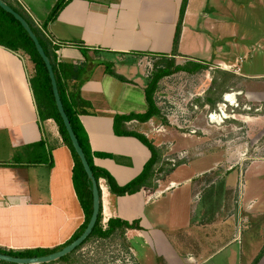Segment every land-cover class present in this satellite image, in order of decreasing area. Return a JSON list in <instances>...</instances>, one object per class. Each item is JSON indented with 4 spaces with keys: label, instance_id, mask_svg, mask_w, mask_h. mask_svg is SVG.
I'll use <instances>...</instances> for the list:
<instances>
[{
    "label": "crops",
    "instance_id": "obj_1",
    "mask_svg": "<svg viewBox=\"0 0 264 264\" xmlns=\"http://www.w3.org/2000/svg\"><path fill=\"white\" fill-rule=\"evenodd\" d=\"M5 1L22 8L35 24H42L51 37L63 43L56 47L55 53L58 61L69 66L67 74L71 83H82L74 108L89 139L94 163L107 170L119 186L128 184L143 172L152 157L151 149L137 136L140 134L158 149L159 161L154 166L158 170L163 147L175 149L174 141L163 139V134L156 129V117L148 121L123 118L143 115L148 110L146 89L150 80L139 59L209 65L212 59L209 37L216 30L211 19L223 17L221 14L213 16L217 0H188L177 43L184 0H69L49 23L46 20L59 0ZM236 3H240L241 10L247 7L244 2L229 0L223 10ZM256 5L264 9V0H251L249 7ZM262 16L264 18V10ZM225 48H214L215 56L226 54L218 64H234L240 89L258 101L262 110L264 31L255 43L237 41ZM237 50L240 51L238 56L234 54ZM246 60H249L247 64ZM30 63L33 64L28 56L0 45V249L14 252L61 246L72 239L85 222L73 181L74 154L57 122L52 118L42 120L39 116L30 84ZM259 112L256 117H249L251 121L247 125L252 132L261 129L260 139H263L264 112ZM256 151L258 148L250 155L251 160L248 153L224 155L228 161L240 162L247 158L251 165L264 161V155ZM234 155L237 159H232ZM248 168L249 165L239 167L238 187L232 190L234 205L223 200L215 209L205 200L207 189L211 187L206 184L210 170L196 172L193 178L185 180L184 183L192 184L193 196L188 200L183 198L177 212L179 216L188 207L191 219L185 224L186 232H181L183 224L176 229L177 221L172 216L174 202L169 199L163 202L166 194L180 184L171 179V174L167 181H174L176 185L160 196L155 192L159 190L155 185L156 176L139 191L125 195L111 192L105 179L101 201L103 219L139 221V229H126L128 240H143L157 251L165 264H202L243 238L239 233L245 225L243 211L251 213L252 220L264 217V195L258 197L254 191L248 203L245 199L247 186L241 177ZM252 174L253 179L264 177V171ZM219 194H223L224 199L227 195L225 191ZM232 219L238 230H233L232 235L229 233L231 238H228ZM219 241L224 244L215 247L214 243ZM183 243L191 246L182 250ZM229 254L236 255V250ZM257 264H264V253Z\"/></svg>",
    "mask_w": 264,
    "mask_h": 264
},
{
    "label": "rangeland",
    "instance_id": "obj_2",
    "mask_svg": "<svg viewBox=\"0 0 264 264\" xmlns=\"http://www.w3.org/2000/svg\"><path fill=\"white\" fill-rule=\"evenodd\" d=\"M231 1L236 2V0ZM240 1L247 5L245 10H241L238 7L240 3H236L232 6L228 5L229 8L224 11L225 3H229V0H217L215 2L216 14L212 11L214 13L213 16L221 14L223 17L211 19V24H215L216 30L209 37L212 44V59L207 68L195 74L177 71L167 75L159 81L155 92V103L160 113L157 117L156 128L162 129L164 127L161 131L163 139L166 141L172 139L175 143V149H171L170 152L168 151L169 155L176 156L180 150L189 151L187 153L188 158L180 161L177 167L173 168L167 160L168 156L166 158L163 157L165 152H167L165 150L166 146L163 147L164 152H162L160 166L155 173V185L159 190H164L171 183L167 181L168 174H171L172 180L180 183L173 192L167 191V196L164 197L166 199L163 202H166L168 199V201L174 202L175 210H173L172 216L173 220L176 219L175 221H177V225H175L176 229H178L177 226L183 224L184 229H181V232H186L187 227L185 224L189 223L191 218L188 207L184 210L185 212L181 211L179 216L177 208L182 206L183 198H187L188 200V197L191 195L190 189L192 184L184 182L194 176L196 172L202 170L211 171L206 180V184H209L211 187L209 190L207 189L205 200L210 201L212 203L210 205L211 207L213 205L214 209L217 208V203L223 200L228 205H234L232 190L238 187L239 167L241 165L243 167L249 165L245 176L241 177V181L245 180V186H247L245 190L246 202L248 203L255 193L261 198L264 195V177L261 176L254 179L250 177L254 171H264V161L254 162L250 165V161L246 160L247 158L240 162L239 160L228 161L224 155L229 152L236 153L238 156L248 153L249 155L247 156L251 160L250 155L254 154L256 148H258V151L255 152L256 154L264 155V138L260 139L261 129H256L252 132L247 125L251 121L249 117H256V114L261 110L260 103L255 101L254 98L248 97L244 93L245 91L240 89V82H238L235 76L236 67H234V64H232L233 67L228 71H224L221 68L222 65L218 64L219 60H224L223 56L226 54L221 56L220 54L219 56L214 55L215 49L219 50L225 46L226 50L229 48V45H234L237 41L242 44L255 43L260 39L262 30L264 31V18L262 16V10L264 9L261 5L251 8L249 7L251 0H237V2ZM221 4L224 6L221 7ZM200 21H203V19L200 18ZM234 54L238 56L240 51L237 50ZM139 60L142 67H144L145 75L151 81L153 73L157 69L156 64L160 63L161 60L154 58ZM248 62L249 60H246L245 64ZM178 63L179 65L187 64L185 61L179 60ZM29 68L30 73L33 75L34 65L30 63ZM235 91H242V94L238 96V106L227 105L226 113L230 117L225 119V122L221 124L210 123L206 116L207 113L214 110L219 111V104L225 102V94ZM39 98L42 99V96ZM208 99H211V102ZM214 101L216 102L213 105ZM261 112H264V108L259 113ZM192 130H196V132L192 133ZM192 136L196 137L191 138ZM197 139L201 140L197 141ZM252 143L254 146H252ZM237 155H234L232 159H237ZM225 175L227 178L224 177ZM159 179L161 180L160 182L158 181ZM257 179L259 182L256 181ZM221 191L226 192L225 199L223 198V194L220 196L219 192L221 193ZM254 191L256 192L254 193ZM236 193L237 190L234 192V195ZM239 202L241 203V199L238 200ZM230 212L233 213V211ZM243 212V223L245 225L239 231V233L243 234V238L241 240L238 239L230 248L219 251L205 262L202 261V264H254L255 259L264 250V217L252 220L250 219L252 217L251 213ZM103 220L102 224L104 223ZM234 220H231L233 226L227 233L228 238H231L233 230L237 229V226L234 227ZM223 244V241H219L214 243V246L219 247ZM190 246L188 243H183L182 250H186ZM232 250H236V255L230 256L229 253ZM184 252L186 253V251ZM44 264L165 263L158 257L157 251L147 246L143 240L130 241L126 232H116L109 238L92 237L81 248L75 251L69 260L53 261Z\"/></svg>",
    "mask_w": 264,
    "mask_h": 264
},
{
    "label": "trees",
    "instance_id": "obj_3",
    "mask_svg": "<svg viewBox=\"0 0 264 264\" xmlns=\"http://www.w3.org/2000/svg\"><path fill=\"white\" fill-rule=\"evenodd\" d=\"M68 1L69 0H59L57 4L54 6L53 10L51 11L49 17L47 18L46 23H49L55 20L57 16L59 15V13L61 12V10L66 6ZM187 2L188 0H184L182 4L180 22L178 25V30H177L178 32L176 35V43L179 40V36L181 32V24H182L183 16H184L185 9L187 6ZM7 3L26 18V20L30 23L33 31L38 36L46 53L48 54L51 60V63L53 65V68H54V72H55L58 87H59V92L62 97L65 109L69 115V118L72 122L74 130L82 144V147L86 153V156L89 160V163L94 172V175L98 180V183L101 178L106 179L111 192L117 195H125L127 193L132 194V193L139 191L143 186L147 184L150 178L156 175L155 174L156 170L154 169V166L159 161V151L156 148V146H154L143 135H140V134L137 135L151 149L152 157L145 165L143 172L124 186H119L116 183L114 177L107 170L97 166L94 163L93 152L90 147L89 139L86 136L84 130L82 129L79 123L78 112L74 108L75 103L80 98V88L82 84L81 81H78L77 83H71V81L69 80V76L67 74V68L69 66L57 60V55L55 53L56 47L53 46L51 41L45 36V34L39 29V27H37L35 22H33V20L29 17V15L22 8L13 6L9 2ZM0 45L8 48L11 51L21 53L22 55L28 56L31 62L34 64V73L33 75L30 76V84H31V87L34 93L39 116L42 120L52 118L57 122L60 133L64 137L65 141L69 144L74 154V158H75V165L73 169V181H74L76 193L78 195V198L81 202V205L85 213V222L82 225L81 229L68 242H66L65 244L61 246L55 247L53 249H44V250L36 249V250H26V251H20V252L6 251L3 249H0V253H5V254L12 255V256H18V257H33V256L47 255V254L56 252L64 248L65 246L69 245L85 231L91 219L92 213H93L92 181L89 179L84 169V166L81 162V159L73 147L70 136L65 127L64 121L58 111L57 104H56L53 90H52L51 79H50L49 72H48V69L46 67V64L43 58L39 54L34 41L31 39L29 33L25 30L22 24L12 14L5 11L1 6H0ZM156 66H157V69L154 71L152 80L150 81L146 89V96H147V102H148L147 112L143 115L132 114V115H129L123 118L131 119L132 117H136L142 121H148L154 117L157 118L160 115V113H159V109L156 106L154 96H155V92L158 87L159 81L163 77L170 75L172 73H175L177 71H185V72L195 74V73H198L206 69L208 65L202 64V63H191V62H188L186 65H179V64H176L174 60L168 61L167 59H165V60L160 61V63H157ZM40 96H42V99L39 98ZM208 101L211 102V99H208ZM215 102L216 101H214L212 104L214 105ZM100 193H101V190H100ZM102 220H103V214H102V208H101L97 223L94 227V230L91 233V235L85 240V242L81 246H79L76 250H74L72 253L54 262L69 260L71 258V255L75 251L81 248L87 241H89L94 236H97L100 238H109L116 232L124 233L127 228H132V229L140 228L139 221L129 223L128 221H124L120 218H111L108 222L107 227L104 228L102 224ZM263 253H264V250L255 259L254 264H257L261 260ZM0 263L1 264H16V263H10L6 261H0Z\"/></svg>",
    "mask_w": 264,
    "mask_h": 264
},
{
    "label": "water",
    "instance_id": "obj_4",
    "mask_svg": "<svg viewBox=\"0 0 264 264\" xmlns=\"http://www.w3.org/2000/svg\"><path fill=\"white\" fill-rule=\"evenodd\" d=\"M0 6L7 11L8 13L12 14L25 28V30L29 33L31 39L34 41L35 46L43 58L46 67L49 72V76L51 79L52 84V90L54 94V98L57 104L58 111L64 121L65 127L67 129V132L70 136L71 142L73 144V147L75 151L77 152L78 156L81 159V162L84 166V169L89 177V179L92 181V192H93V213L91 216V219L85 229V231L72 243L65 246L64 248L42 256H33V257H18V256H12L5 253H0V261H6L10 263H16V264H44L56 261L70 253H72L74 250H76L79 246H81L85 240L91 235V233L94 230V227L97 223L100 209H101V193H100V187L97 178L94 175V172L90 166L89 160L86 156V153L82 147V144L74 130V127L72 125V122L69 118V115L65 109L62 97L59 92V87L56 79V75L54 72L53 65L51 63V60L46 53L44 47L42 46L38 36L33 31L30 23L26 20V18L21 15L18 11H16L13 7H11L6 1L0 0Z\"/></svg>",
    "mask_w": 264,
    "mask_h": 264
},
{
    "label": "built area",
    "instance_id": "obj_5",
    "mask_svg": "<svg viewBox=\"0 0 264 264\" xmlns=\"http://www.w3.org/2000/svg\"><path fill=\"white\" fill-rule=\"evenodd\" d=\"M36 24L39 27V29L51 41V43L53 44L54 47H59V46L63 45L62 42H60V41L56 40L55 38L51 37V35L47 33V31L45 30V28H44V26L42 24H40L39 22H37ZM222 67L230 69V68L233 67V65H229V66L222 65ZM231 94L234 96V99L236 100L235 101L236 104L231 103V99H229V95H231ZM241 94H242V91H235V92H232V93L225 94V96H224L225 102H223L222 104H219V111L214 110V111H211V112L207 113L206 116H207L208 120L210 121V123L221 124V123L225 122V119L227 118V117H225L227 105L230 104L231 106H238V96L241 95ZM156 129H158V128H156ZM162 129H164V127ZM162 129H158V130L161 132ZM195 132H196V130H192V133H195ZM167 150L170 152L171 148L169 147ZM163 157H165V158L167 157V160L171 163V166L174 168V167H177V164L180 161H183V160L187 159L188 158V154H187L186 151H184V152H180L176 156H174V155H169L168 152L167 153L165 152ZM104 180L105 179L101 178L100 181H99V187H100V190H101V201H102V192L104 191ZM175 185H176V182H171L164 190L156 191V194L158 196H160L164 192H167V191L171 190ZM103 221H104V223H103L104 224V228H106L109 219H104Z\"/></svg>",
    "mask_w": 264,
    "mask_h": 264
},
{
    "label": "bare ground",
    "instance_id": "obj_6",
    "mask_svg": "<svg viewBox=\"0 0 264 264\" xmlns=\"http://www.w3.org/2000/svg\"><path fill=\"white\" fill-rule=\"evenodd\" d=\"M229 99H231V103L236 104V102H235L236 100L234 99V96L232 94L229 95ZM225 117L229 118L230 115H228L227 113H225Z\"/></svg>",
    "mask_w": 264,
    "mask_h": 264
}]
</instances>
